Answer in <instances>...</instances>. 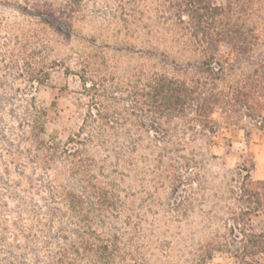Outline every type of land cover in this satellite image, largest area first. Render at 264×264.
Returning a JSON list of instances; mask_svg holds the SVG:
<instances>
[{"label":"rangeland","instance_id":"obj_1","mask_svg":"<svg viewBox=\"0 0 264 264\" xmlns=\"http://www.w3.org/2000/svg\"><path fill=\"white\" fill-rule=\"evenodd\" d=\"M116 7L117 0H0V264H195L224 231L206 218L225 193L223 177L245 167L264 179V125H250L247 136L220 114L219 131L197 150L217 155L204 168L222 177L206 196L189 192L184 220L169 205L171 190L152 180L146 142L117 171L116 135L106 132L105 150L92 126L83 129L96 119L99 93L90 89L121 87V112L132 88L171 69V61L146 56L114 17ZM256 22L264 25V10ZM119 118L129 122L122 140L141 135L142 116L123 111ZM207 264L230 261L217 253Z\"/></svg>","mask_w":264,"mask_h":264},{"label":"trees","instance_id":"obj_2","mask_svg":"<svg viewBox=\"0 0 264 264\" xmlns=\"http://www.w3.org/2000/svg\"><path fill=\"white\" fill-rule=\"evenodd\" d=\"M263 10L264 0H117L114 17L123 21L130 38L140 40L141 51L171 61L166 67L189 77L171 69L148 73L142 89L129 92L132 103L121 112L117 105L126 100L121 87L101 94L95 83L90 90L99 93L91 114L96 119L85 121L83 129L92 126L102 147L109 142L107 131L116 135L111 150L117 171L125 166L126 156L146 142L143 150L152 180L171 190L169 205L183 220L186 199L202 192L206 196L209 183L222 177L204 168L205 159L217 155L197 150L199 141L219 131L215 116L239 125L247 136L250 125H264V25L256 22ZM123 111L143 117L136 124L141 135L122 140L120 131L129 123L121 122ZM232 173L223 177L226 190L220 204L209 207L206 215L224 231L215 232L195 264H207L217 253L230 264H264V179H255L245 167ZM98 197L104 203L107 193ZM112 199L118 209L119 194Z\"/></svg>","mask_w":264,"mask_h":264}]
</instances>
